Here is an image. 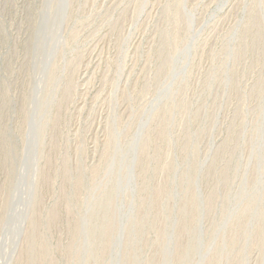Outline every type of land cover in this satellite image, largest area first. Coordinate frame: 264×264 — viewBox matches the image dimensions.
<instances>
[{
  "label": "rangeland",
  "instance_id": "374dc122",
  "mask_svg": "<svg viewBox=\"0 0 264 264\" xmlns=\"http://www.w3.org/2000/svg\"><path fill=\"white\" fill-rule=\"evenodd\" d=\"M0 264H264V0H0Z\"/></svg>",
  "mask_w": 264,
  "mask_h": 264
}]
</instances>
